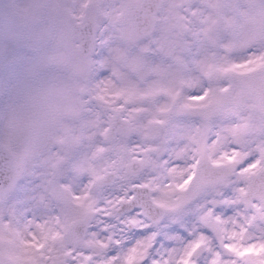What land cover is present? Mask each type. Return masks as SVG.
<instances>
[{"label":"snow or ice","instance_id":"1","mask_svg":"<svg viewBox=\"0 0 264 264\" xmlns=\"http://www.w3.org/2000/svg\"><path fill=\"white\" fill-rule=\"evenodd\" d=\"M219 7L97 0L65 17L68 48L40 25L7 37L0 139L54 88L74 84L78 111L0 148V264H264V126L245 134L225 103L264 45L226 54Z\"/></svg>","mask_w":264,"mask_h":264},{"label":"rangeland","instance_id":"2","mask_svg":"<svg viewBox=\"0 0 264 264\" xmlns=\"http://www.w3.org/2000/svg\"><path fill=\"white\" fill-rule=\"evenodd\" d=\"M131 1L135 0H126L127 3ZM96 2L97 0H0V80L5 79L10 71L8 65L11 57L7 52L17 47L7 37L14 38L32 26L40 25L47 35L54 37L62 47L68 48L72 38L69 28L61 26L65 17L71 15L72 23H78L86 18L85 14H91V6ZM205 2L221 6L211 11L215 12L225 25L228 36L224 46L226 54H241L244 49L253 45L256 48L264 45L262 0H205ZM66 6L74 8L70 12V8ZM61 62L69 64L74 73L80 72L77 60L65 57ZM259 68H264V49L261 50L260 56L247 54L243 62L233 69L231 76L234 91L225 101L229 111L240 114L241 130L245 134L258 131L264 126V116L259 112L254 96L242 88L236 78L241 72ZM76 91L74 84H68L41 93L31 105L30 112H21L19 116L13 118L8 135L0 139V144L6 148L15 146L19 152L27 153L32 145L46 135L48 129L63 126L71 121L78 111ZM7 103H11L8 97L0 95V108ZM71 111L74 114L68 118L67 113L70 114ZM0 240L11 243L8 237H0ZM21 254L22 249L18 245H13L9 252L12 256Z\"/></svg>","mask_w":264,"mask_h":264},{"label":"water","instance_id":"3","mask_svg":"<svg viewBox=\"0 0 264 264\" xmlns=\"http://www.w3.org/2000/svg\"><path fill=\"white\" fill-rule=\"evenodd\" d=\"M243 82H245V80ZM245 84L258 94L264 93V75L256 76L255 78H247Z\"/></svg>","mask_w":264,"mask_h":264}]
</instances>
